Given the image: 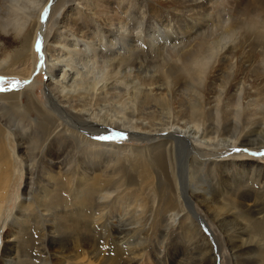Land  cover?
I'll use <instances>...</instances> for the list:
<instances>
[{
    "label": "bare ground",
    "instance_id": "bare-ground-1",
    "mask_svg": "<svg viewBox=\"0 0 264 264\" xmlns=\"http://www.w3.org/2000/svg\"><path fill=\"white\" fill-rule=\"evenodd\" d=\"M97 1L99 3H102L99 0ZM246 1L248 2L246 3ZM64 2V0L63 3H60V0H7V3L12 7L7 10H0V32L4 34H13L15 38L22 37L23 43L28 44V49L31 55L34 54L33 49H35L34 46L37 36L39 35L42 40V52L45 57V64L44 67L39 70V72L41 70H45L48 75L46 83L47 102L44 103L40 101L39 106L43 107V109L50 117H53L51 122L55 125L54 127H47V135L52 133L55 139H59V136L62 138V136H64L66 133H70L74 137H76L77 140L79 139V141L81 140L86 143H90L94 145V147L101 146L100 150H102V152L104 150L107 155L114 156L113 154H119V150H121L122 148L120 149V147H118L116 151H112V149L117 147L115 144H107L105 142L96 141L91 138V135L93 134L94 136L96 134H100L101 132L114 131L116 130V127H122L120 131L125 134H129L131 137L152 138L153 136H155L152 132L154 130H159L160 132V129L157 127L167 126L168 123L164 120H170L171 125L167 129L168 131L166 130V136L167 138L172 139V141H170L164 148V166L165 168L168 167L170 169L169 172L171 174V186L173 187L171 194H174V198L173 196H171L170 199H176L175 204L177 212L181 211L183 213H187L188 218H186V220L189 219L188 224H186L187 229L191 231L190 235L194 237V240L198 242V238H200L206 241L205 245L201 248L203 249V252L199 254H201V256L209 254L208 264H217L218 261H216V259L219 255L218 252L220 245L217 241L213 240L216 244V253L212 255L211 251L213 248L210 246L211 243L209 244L206 235L202 232V230H204L202 228L205 225V220L203 221V219L201 218H194L195 216L192 212L193 206L190 196L191 194L189 195L185 191V189H181L180 187L181 180L178 177L179 175L177 176V173L175 172L178 157L175 151L174 144L175 142H179L182 145L184 144V146L187 145L189 147H192L202 157L207 152L205 150L207 148H203L201 145L204 144L207 146H213L212 150L214 151H211L210 155L213 157L221 156L222 154H227V150L230 149L231 146L236 147L237 141L238 143L242 142L241 139H243V136H241V134L245 132V128H248L249 125L252 126L254 124H257L258 126L260 125L259 130L262 131L261 133L263 134L262 143L264 146V0H235V4L233 6L231 4V6L233 7L232 10L236 12V16H231L230 13L227 12V17L225 19L222 18L221 20L220 14H218L220 13V10L215 9V7L221 6V0H161L160 9L164 10L165 15H167L168 18L164 16L160 17V13H162L161 10L157 11L156 9H153L154 6L151 7V5H147L150 13L155 16L157 20H152L149 17H145V15L148 16V14H146L148 12L143 10V5L137 4L132 8H129L127 6L128 9H125V7L122 6L117 13L118 17H116V19H112V16L115 15V11L113 10L114 7L110 8L108 4L106 5V7L100 9V7L96 8L95 4H91L92 1H89V3H85V0H68V9L66 10V12L70 8H72L74 10L73 13L69 14L67 18H65L64 15L63 17H60V19L52 18L54 12L58 11L60 7L65 5ZM119 2H121V0ZM128 3L131 6L132 0H129ZM104 4H106V0L104 1ZM239 4H241V7L239 6ZM46 7L49 10L45 16L44 21L42 22L41 16L44 14ZM59 14V16H62V13ZM94 14H97V16H95ZM169 15H172V18L169 19ZM254 15L256 16L253 17ZM80 18H82V22ZM50 19H53L51 25L50 23H48ZM68 22L70 23L68 24ZM54 23L57 25V27L55 29V32L51 33L49 30ZM62 23H64V25H60ZM213 26H219V29L221 26L222 30L219 34V37L213 36L215 31L212 29ZM46 30L47 34L48 32H50V35L47 36L49 37V40L48 44L45 46L44 39ZM160 31H163L164 37L159 39L158 37L161 36L159 33ZM252 35L253 37H251L250 39V36ZM143 38H149L150 40L157 38L159 39L157 41L161 42L163 45L161 47H157L156 50L154 49L152 55L148 54L140 50V46L144 48L145 43L143 42ZM28 39L29 42H27ZM16 56L17 55H15V57ZM38 56L39 63L40 55L38 54ZM10 57L11 53L5 51V54L0 59V69L10 60ZM30 67L31 66H29V68ZM33 67L32 71H30V73L28 74L31 75L25 80H31L32 74L36 71V68L34 70ZM247 73L248 75H251L253 79L249 78L251 76L248 77ZM247 79H250L249 83L247 82ZM34 86L35 84L33 81L27 85L21 86L17 91L22 89H28L30 91L34 89ZM0 95H2V97H4V101L9 104L10 110L12 109V111H15L14 109L21 110L19 108H23L22 99H20L19 94L15 91L0 93ZM34 98L37 100V97L35 95ZM231 98L233 99L232 101L230 100ZM16 105H19V108H17ZM184 110H186L184 114H186L189 120L193 122V124L189 126L173 122V119H176L178 121L177 118H180V113ZM230 118H234L236 122L232 125L234 129L233 134L235 135L234 140L228 143L226 141L227 139H221L222 142H224V144H222L224 146L227 145L228 149H215L213 142L216 139V136L214 138L208 137L207 139H205L207 134L204 133V128H206L207 123H218L217 127L215 126V132L211 133L217 135L220 130L219 125L223 122L226 123ZM16 120H19L20 122L15 125L19 128L20 124H23L21 123L22 120L20 119V116L14 121ZM155 121H158V123H156ZM71 122H77L81 124L84 129H81L80 127L79 129H77V126H71ZM5 123H10V121H6ZM176 125H178V127H176ZM10 127L11 126H5L3 123H1L0 120V129L4 130L2 133V139L0 136V157L3 158L9 156L10 159L15 160L16 153L11 146L12 144L9 146V137L14 134ZM225 127H228V125H226ZM229 127L231 128V126ZM164 129H166V127H164L163 130ZM211 129H213V126ZM88 130L92 131V133H90V131ZM247 130L249 131L255 129L248 128ZM19 134H21V132ZM16 135H18V133ZM250 138H252V136ZM20 142L22 141L20 140ZM157 144L160 143H156V145ZM252 144L255 143L253 142ZM125 150H130V152L132 151L127 147H125ZM258 151L259 150H257V152ZM92 152L95 151L92 150ZM149 152L150 151H147V153ZM45 154L46 156H49L46 157L43 154L45 156L44 160L47 159L45 162L50 168L51 166L56 164L55 153L48 147L46 148ZM86 156H88V154H85V157ZM128 160L131 161L130 158ZM133 162H135V160ZM209 163L213 164L214 161L212 160ZM199 164L204 168H206L205 166H207L206 163ZM224 164L225 168H227L228 171H230L231 168L235 165L230 164L229 162L227 163V161ZM106 166L108 165L106 164ZM130 166L132 165H129V167ZM135 167L137 168L138 165L136 164ZM135 167H130V170L135 169ZM138 168L140 169V167ZM193 168L194 167H192V169ZM204 168L202 170H204ZM130 170L128 172H130ZM147 171L149 172V169H147L146 172ZM135 172H132V174H135ZM129 174L130 173H128V175ZM137 175L139 176V174ZM150 175L152 176V173H150ZM104 176V178H106L107 173L106 175L104 173ZM183 179H185V177ZM143 182H145L144 179ZM147 182L149 181L147 180ZM147 182L146 184L150 186V184ZM117 184H119L118 181ZM154 188H156V186ZM121 190H124L125 192L124 188ZM261 191L262 193H264L262 189ZM205 192V194L203 193L201 195V199L208 205L207 212L210 213L212 219H215L217 221V225L219 224L221 227H228L227 222H229L236 226V228L234 229L236 230V232L234 230H231V228L225 230L226 241L230 246V250H232L233 257L235 259L239 257L243 258L245 264H264V236L253 235L249 231L251 229L250 224L253 223L249 221V217L247 218V221H244V218L236 216L238 212L236 214H233V208L236 209V207L234 206L235 203L232 206L227 202L225 203L224 201H222L223 198H220L221 194L218 196L220 199L216 197L217 199L213 200L209 192ZM111 193L112 191H105L104 197L109 198ZM259 194L258 196H260ZM104 197L102 198L104 199ZM164 199L167 198L164 197ZM256 203H258V201ZM148 206L149 205L145 206L146 210ZM157 207V210L155 209V212L163 214V212H165V210L171 206L169 201L167 200L166 202L160 203V206L158 208ZM126 210L128 209L126 208ZM248 216L250 215L248 214ZM179 218L180 214L172 213L167 216L165 222H171V224H174L179 220ZM259 219L263 220L260 221L263 222V224H261L263 225V229L261 230L264 231V216ZM153 226H155V224ZM164 226L166 225L164 224ZM166 227H168V225ZM237 231H241L242 234L236 235V233H238ZM115 233L122 234L123 228L118 229L116 227ZM205 233L207 232L205 231ZM242 235H246V237L242 238ZM48 238L50 239V241H52V247L54 249L55 247L57 248L58 245L56 244V237L54 236L53 231L49 232ZM146 239L147 237H145V240ZM141 242L143 243V240H138V242L135 243V245H137L135 248L132 245V242H126V246H124L123 248L125 257H123V260L120 259L123 264H132L134 260L143 255L140 253L141 251L138 252L139 250L144 248L141 247ZM64 246H66V244ZM37 247L39 248V246ZM52 247L50 248L51 250ZM162 252V249H160V251L159 249H156L155 254L156 261L161 264ZM170 254L173 255L171 252ZM178 254L176 256V252L174 253V261L171 257V262H173V264L176 260L175 256L178 257ZM181 255H183L182 257H184L179 259L181 261H183V259L185 258L186 260L189 258V254L187 253H181ZM210 255H212L213 257ZM10 256V258H12V255ZM120 256H122V254H120ZM14 257H17L16 254ZM48 258H44L45 263L50 264V262L46 261ZM57 258L59 259L60 256H58ZM72 261L70 263H73ZM61 262L63 263V261Z\"/></svg>",
    "mask_w": 264,
    "mask_h": 264
},
{
    "label": "rangeland",
    "instance_id": "rangeland-1",
    "mask_svg": "<svg viewBox=\"0 0 264 264\" xmlns=\"http://www.w3.org/2000/svg\"><path fill=\"white\" fill-rule=\"evenodd\" d=\"M64 1H65L64 2L65 5L60 7L58 11L54 12V15L52 18L60 19V17H63V15L65 16V18H67L69 14L73 13L74 10L72 8L69 9L70 11L68 10L66 12V10L68 9L67 7L68 0H64ZM85 1H86L85 3H89V1H92L91 4H95V7L96 8L100 7V9H102L103 7H106L107 4L110 8L114 7L115 9L113 8V10L116 13L114 12L115 15L112 16V19H116V17H118L117 13L121 9L122 6H124L125 9H128L127 6L129 8H132V7H135L137 4L143 5V10L148 12L146 13L148 14V16L145 15V17H149L152 20H157L155 16H153L150 13L149 8L147 7V5H151V7L154 6L153 9H156L157 11L158 10L162 11V13H160L161 15L160 17L164 16L168 18V16L165 15L164 10L160 9L161 0H155V1L154 0H132L131 6L128 3L129 0H121V2H119L120 0H106V4H104L105 0H99L102 3H99L97 0H89V1L85 0ZM247 2L248 1H246V3ZM60 3H63V0H60ZM231 4L233 6L235 4V0H221V6H218L219 8L215 7L216 10H220V13H218L220 14V20L222 18L225 19L227 17V14H226L227 12L230 13L231 16L233 15L236 16V12L232 10L233 7L231 6ZM239 6L241 7V4H239ZM59 13H62V16H59L60 15ZM94 15L97 16V14H94ZM255 16L256 15H254L253 17ZM170 18H172V15H169V19ZM71 19H74V18H71ZM52 20L53 19H50V21L48 22L50 23V25L52 24ZM80 20L82 22V18H80ZM69 23L70 22H68V24ZM60 25H64V23ZM56 27L57 25L54 23L49 31L51 33H54ZM212 29L215 30L213 36L219 37V34L222 30L221 26H220V29H219V26H213ZM50 32H48L47 34V30H46L45 39H44L45 46L48 44L49 37L47 36L50 35ZM159 33L161 35L160 37H158L159 39L164 37L163 31H160ZM251 37H253V35L250 36V39ZM159 39L157 38L152 39V40H150L149 38L144 39L143 41L145 43L144 48L140 46V50L152 55L154 52V49L156 50L157 47H161L163 45L161 42L157 41ZM153 40H156V41H153ZM27 42H29V39ZM0 44H1L0 45V59L5 54V51L11 53L10 60L0 69V77H5L7 81H10L12 79L24 81L26 78H28L31 75V74L30 75L28 74L30 73V71H32L33 66L35 70L36 65L38 64V57H39L38 53L35 51V49H33L34 54L31 55L28 49L29 48L28 44L23 43L22 37L15 38L13 34H4L0 32ZM15 55L17 56L15 57ZM26 63L27 64L29 63V64L27 65ZM29 66L31 67L29 68ZM247 76L249 77L251 75H248L247 73ZM249 78L253 79L252 76ZM47 79H48V75L46 71L41 70L36 75L32 74L31 76L30 81L31 82L34 81V84H35L34 89L30 91L28 89L19 90L20 92L15 91L16 93L19 94V97L20 99H22V102H23V108H19L18 107L19 105H16V107L21 110H16V109H14L15 111H12V109L10 110L9 104L6 103L3 99L4 97L0 95V115H1L0 120H1V123H3L5 126H11L10 129L13 131L14 134H12V136L9 137L10 138L9 146L12 144L11 146L16 153L15 154L16 161L10 159L9 156L3 157V158L0 157V250H1L0 251V264H4V263L5 264H12V263L13 264H25V262L26 264H47L45 263V259H44L46 257L47 258L49 257L46 261L50 262V264H54V263L59 264V262L60 264H69L72 260H73L72 261L73 263H70V264H80V263L81 264H118V263L123 264L121 260H123V257H125L123 248L124 246H126V242H129V241L132 242L133 243L132 245L135 248L137 246L135 245V243H137L138 240H143V243L141 242L142 244L141 247H144V248L138 251V252L141 251L140 253L143 255L140 256L138 259L134 260L132 264H161L156 261V258H155L156 249H159V251L160 249H162L163 251L162 259H161L162 264H173V262H171V257L174 261L175 252H176V256L178 253L179 254H178V257L175 256L176 260L174 264H179V263L180 264H208L209 254H206L204 256H201V254H199L203 252V249L201 248L205 245L206 241L200 238H198L199 240L198 242L194 240V237L190 235L191 231L187 229L186 224H188L189 222V219H187L188 221L186 220V218H188L187 213L186 212L183 213L181 211L177 212V208L175 204L176 199H170L171 196H173L174 198V194L173 195L171 194L173 187L171 186V174L169 172L170 169L168 167L165 168L164 166V163H165V160H164V150L165 149L164 148L167 146V144L170 141H172V139L167 138L166 136V133L168 131L167 129L171 125V121L164 120L165 122L168 123L167 126H158L157 128L160 129L161 133L159 132V130H154L152 133L155 136H153L152 138H141V137L134 138V137H131L129 134H126L127 139L105 142L107 144H115L117 146L116 148L112 149V151H116L118 147H120V149L122 148L121 150H119V154L117 155L113 154L114 156L107 155L104 152V150L102 152V150H100L101 146L94 147V145L90 143H86L81 140L79 141V139L77 140V138L74 137L70 133H66L64 136H62V138L59 136V139H55L52 133L47 135V127L55 126L51 122L53 117L52 116L50 117L47 114V112L43 109V107L39 106L40 101L44 103L47 102V98H46ZM249 80L247 81L248 83L250 82ZM3 86L7 88L8 83L6 82ZM34 95L37 97V100L34 98ZM230 100L232 101L233 99L231 98ZM185 111L186 110L182 111L181 112L182 114L180 113V118H177L178 121L176 119H173L174 120L173 122L180 123L185 126H189L193 124V122L189 120L188 116L184 114ZM19 116H20V119L22 120L21 123L23 124H20V127L18 128V126H15V125L20 122L19 120H16V121L14 120L16 118H19ZM228 120L229 121H227L226 123L223 122L222 124L219 125L220 130L217 135L211 134V133L215 132V126L217 127L218 123L215 124V122L214 123L210 122L211 125L210 123H207L206 128H204L205 129L204 133L207 134L205 139H207L208 137L214 138L216 136V139L213 142L215 149H225V150L228 149L227 145L226 146L223 145L224 142H222L221 139H227L226 141L228 143L234 140L235 135L233 134L234 129L232 125L233 123H236V122L234 118H230ZM6 121H10V123H5ZM185 121H187L188 124ZM155 122L158 123V121H155ZM71 123H72L71 126L73 127L77 126L76 127L77 129H79V127L81 129H84V127H82V125L77 122H71ZM226 125H228V127L231 126V128L225 127ZM212 126H213V129H211ZM164 127H166V129L163 130ZM176 127H178V125H176ZM259 127L260 125L258 126L257 124H254L252 126L249 125L248 126L249 129H255V130L248 131L247 130L248 128H245L244 129L245 132L241 134V136H243V139H241L242 142L241 143L240 142L238 143V141L236 142L237 143L236 147L240 146V148H246L248 149V152L242 151V152L234 153L231 150L232 148H236V147L231 146V148L227 150V154H222L221 156L213 157L210 155V152L214 151L212 150L213 146H207V145L202 144L201 146L203 148H207L205 149L207 151V152L205 151L206 157L205 155L202 157L192 147H189L187 145L184 146V144L182 145L179 142L178 143L175 142L174 144L175 151L178 157L177 167H176L175 172L177 173V176L179 175L178 177L181 180L180 187L181 189H185V191L189 195L191 194L190 196L192 199V206H193L192 212H193V215L195 216L194 218L195 219L201 218L203 219V221L205 220L204 221L205 228L202 226L203 227L202 229H204L202 230V232L206 235L207 241L209 242V244L211 243L210 246L213 248L211 251L212 255L216 253V244L214 243V241H217L220 245L219 252H218L219 255H218V258L216 259V261H218L217 264H245V262H244V259L241 257L236 258L237 260L233 257L232 250H230V246L228 242L226 241L225 230L229 228H231V230H234L236 226L229 222H227L228 227L226 226L221 227L219 224L217 225V221L215 219H212V217L210 216V213L207 212L208 205L204 203L201 199V195L205 191L209 192L213 200L219 198L218 196L221 194L220 198L222 197L223 198L222 201H224L225 203L227 202L231 206L234 205L235 203L234 206L236 207V209L233 208V211H232L233 214H236L238 212L237 213L238 215L236 214V216L244 218L243 219L244 221H247V218L249 217V221L253 222L250 224L251 229L249 231L253 235L264 236V231L261 230L263 229V225H261L263 224V222H261L263 220L259 219V218H262V216H264V213H263L264 212L263 210L264 209L263 207L264 206V193H262L261 191L262 189L264 192V185H263L264 184V156H260V155L253 156L251 154V153H259L261 151H264V146L262 143L263 134L261 133L262 131L259 130ZM221 128L223 131L221 130ZM115 129L116 130L114 131L101 132L100 134L107 135L112 132H121L120 130L122 129V127L120 128L116 127ZM3 131L4 130L0 129L1 139L3 137L2 136ZM20 132L21 134H19ZM17 133L18 135H16ZM90 133H92V131H90ZM94 136L92 134L91 138H93ZM251 136L252 138H250ZM249 138L250 140L251 139L252 140L250 141ZM20 140L22 142H20ZM253 142L255 144H252ZM156 143H160V144L156 145ZM48 147L50 150H52L55 153V156H56L55 157L56 164L51 166L50 168L47 166L45 162L47 159L44 160L46 156L45 154L46 148ZM125 147L131 149L132 151L130 152V150H125ZM256 149L259 151L257 152ZM92 150H94L95 152H92ZM147 151H150L149 152L150 154L147 153ZM122 153H125V154H122ZM85 154H88V156L85 157ZM46 157H49V156H46ZM129 158L132 161V163L131 161L128 160ZM192 158L195 161H193ZM120 159L122 162L120 161ZM113 160L115 161V163ZM134 160L135 162H133ZM212 160L214 161V163L210 164L209 162ZM226 161L227 163L229 162L230 164H235L231 168L230 171H228L227 168H225L224 163H226ZM120 162L122 165L120 164ZM66 163L68 164V166ZM199 163H206L207 165L205 166L206 168L201 167ZM106 164L108 166H106ZM136 164L138 165V167H140V169L138 167H137L138 169L135 167ZM129 165H132L130 167H135V169L130 170ZM147 166L148 167L150 166V167L148 168ZM153 166H155L156 169ZM192 167L194 168L192 169ZM203 168L204 170H202ZM128 169L130 170V172H128L129 171ZM147 169H149V172L148 171L146 172ZM138 170H139V173H138ZM237 171L239 174L237 173ZM132 172L133 173L135 172V174H132ZM203 172H206V173H203ZM104 173L105 175L107 173L106 178H104L105 177ZM128 173L130 174L128 175ZM150 173H152V176L150 175ZM137 174H139V176ZM124 177L127 180H125ZM184 177L185 179H183ZM143 179L145 180V182H143ZM149 179H152V180H149ZM147 180L149 182H147ZM117 181L119 184H117ZM146 182L149 183L150 186L146 184ZM153 184L156 186V188H154L155 186ZM118 186H121V187H118ZM182 186H184L185 188ZM129 187H132V188H129ZM123 188L125 189V192L124 190H121ZM105 191H112L109 198L104 197ZM250 192H251V195H250ZM193 193L194 194L196 193V194L194 195ZM258 194L260 196H258ZM102 197H104V199ZM164 197L167 199H164ZM259 197H261L262 199ZM167 200L169 201L170 206H171L167 208L168 211L166 209L165 212H163V214L155 212L157 210L156 207L157 206L159 207L160 203L166 202ZM257 201L258 203H256ZM147 205L149 206L147 207V210H146L145 206ZM126 208L129 211L126 210ZM172 213L180 214L179 220L175 222L174 224H171V222L170 223L165 222V220L167 219V216H169V214H172ZM252 213H253V216H252ZM248 214L250 216H248ZM157 221L161 224H159ZM154 224L155 226H153ZM164 224L166 226L168 225V227L164 226ZM115 226L118 229L123 228V233L116 234ZM51 230L53 231L54 236L56 237V244L58 245V247L57 248L55 247V249L52 247L53 245L52 241H50V239L48 238L49 232H52ZM205 231L208 233V235L207 233H205ZM234 231L236 232V230ZM260 231L262 232V234ZM237 232L238 233H236V235L242 234L241 231L240 232L237 231ZM145 237H147L146 240H145ZM245 237L246 235H242V238H245ZM65 244L67 247L64 246ZM37 246H39V248ZM50 246L52 247V250L55 253L50 249L51 248ZM170 252L173 255H171ZM181 253L189 254V258L187 260L185 258L183 259V261L179 260L180 258H184L182 257L183 255H181ZM15 254L17 257H14ZM120 254H122V256H120ZM10 255H12V258H10L11 257ZM58 256H60L59 259L57 258ZM8 258H10L11 260ZM61 261H63V263Z\"/></svg>",
    "mask_w": 264,
    "mask_h": 264
},
{
    "label": "snow or ice",
    "instance_id": "snow-or-ice-1",
    "mask_svg": "<svg viewBox=\"0 0 264 264\" xmlns=\"http://www.w3.org/2000/svg\"><path fill=\"white\" fill-rule=\"evenodd\" d=\"M48 12V9H45L44 14L41 16V20L42 22L45 19V16ZM35 51L40 55V60L39 63L36 65V71L33 73V75L37 74L39 72V70L44 67L45 64V57L43 55L42 52V40L39 37V35L37 36L36 42H35ZM8 83V87L5 88L3 85L5 83ZM31 83V81L29 80H25V81H20L17 79H12L10 81H7L5 77H0V93H8V92H14L17 91L21 86L23 85H27ZM94 140L96 141H100V142H111V141H117V140H122V139H127V136L125 133L123 132H112L110 134H97L96 136L93 137ZM232 152H248V149L246 148H240V147H236V148H232L231 150ZM253 156L256 155H260V156H264V151H261L259 153H251Z\"/></svg>",
    "mask_w": 264,
    "mask_h": 264
},
{
    "label": "clouds",
    "instance_id": "clouds-1",
    "mask_svg": "<svg viewBox=\"0 0 264 264\" xmlns=\"http://www.w3.org/2000/svg\"><path fill=\"white\" fill-rule=\"evenodd\" d=\"M10 7L12 6L7 3V0H0V10H7Z\"/></svg>",
    "mask_w": 264,
    "mask_h": 264
}]
</instances>
